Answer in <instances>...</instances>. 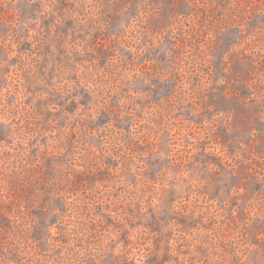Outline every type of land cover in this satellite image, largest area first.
<instances>
[{"label": "rangeland", "instance_id": "374dc122", "mask_svg": "<svg viewBox=\"0 0 264 264\" xmlns=\"http://www.w3.org/2000/svg\"><path fill=\"white\" fill-rule=\"evenodd\" d=\"M0 264H264V0H0Z\"/></svg>", "mask_w": 264, "mask_h": 264}]
</instances>
